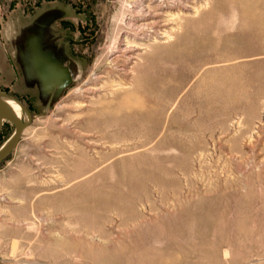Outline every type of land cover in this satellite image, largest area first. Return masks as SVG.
<instances>
[{
    "label": "rangeland",
    "instance_id": "obj_1",
    "mask_svg": "<svg viewBox=\"0 0 264 264\" xmlns=\"http://www.w3.org/2000/svg\"><path fill=\"white\" fill-rule=\"evenodd\" d=\"M132 1L0 0L32 29L69 5L48 26L77 71L45 101L0 86L31 118L0 163V264H264V0L151 4L159 35L117 67Z\"/></svg>",
    "mask_w": 264,
    "mask_h": 264
},
{
    "label": "crops",
    "instance_id": "obj_2",
    "mask_svg": "<svg viewBox=\"0 0 264 264\" xmlns=\"http://www.w3.org/2000/svg\"><path fill=\"white\" fill-rule=\"evenodd\" d=\"M68 6L60 2L42 13L38 29L15 20L7 21L8 28L0 25V86L43 101L63 93L77 71L67 64L59 30L49 29L48 23L69 19Z\"/></svg>",
    "mask_w": 264,
    "mask_h": 264
},
{
    "label": "bare ground",
    "instance_id": "obj_3",
    "mask_svg": "<svg viewBox=\"0 0 264 264\" xmlns=\"http://www.w3.org/2000/svg\"><path fill=\"white\" fill-rule=\"evenodd\" d=\"M174 1L181 2L183 0H134L132 3L129 2L126 7L125 18L122 21L120 36L118 35V41L116 40L117 42L114 49L109 53L110 62H114L117 67H125V65H118L117 63L121 60L124 64H128L130 60L134 58L136 51L141 49L143 50V44L140 42L147 38L156 40L159 32L155 29V25L153 26L149 24L152 20L149 19L154 16V13H152L150 9L146 8L154 3L158 4L159 7L166 8L169 7L170 4L174 3ZM145 3H148V5H145ZM0 104L5 108L7 113L15 118L23 122L31 121L29 113L23 109L21 102L14 97L0 92ZM13 137L14 135L0 147V152L7 147Z\"/></svg>",
    "mask_w": 264,
    "mask_h": 264
},
{
    "label": "water",
    "instance_id": "obj_4",
    "mask_svg": "<svg viewBox=\"0 0 264 264\" xmlns=\"http://www.w3.org/2000/svg\"><path fill=\"white\" fill-rule=\"evenodd\" d=\"M5 122H10L16 127V131L12 141L7 145L5 149L0 152V163L9 157L13 150L19 144L24 130L30 125V121H21L14 116L7 113L5 108L0 104V134L2 132Z\"/></svg>",
    "mask_w": 264,
    "mask_h": 264
}]
</instances>
